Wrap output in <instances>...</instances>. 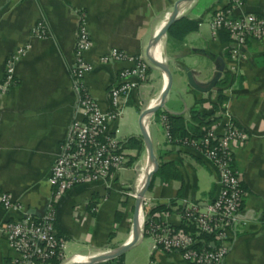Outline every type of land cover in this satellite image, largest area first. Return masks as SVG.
Returning <instances> with one entry per match:
<instances>
[{"label":"crops","instance_id":"0c3cea01","mask_svg":"<svg viewBox=\"0 0 264 264\" xmlns=\"http://www.w3.org/2000/svg\"><path fill=\"white\" fill-rule=\"evenodd\" d=\"M180 1L175 21L185 19L194 28L181 40L169 38L166 32L158 43L170 84L164 105L144 118L157 162L144 196L158 220L179 228L186 202L204 210L219 192L217 173L206 158L167 146L160 115L182 117L187 130L190 127L199 133L213 128L219 136L227 121H232L246 135L245 142L234 149L232 161L243 197L239 222L230 231V250L222 264H264V40L250 43L245 56L234 60L229 42L220 34L212 38L210 18L228 0H0V81L7 56L22 45L29 46L14 67L15 85L0 98V192L34 219L46 211L51 167L70 123L81 119L70 75L79 19L83 17L92 42L85 55L92 71L83 77L82 85L101 111L107 112L109 90L132 60L103 63L100 57L119 50L129 59L145 58L154 35ZM242 1L245 12L264 17V0ZM38 21L47 27L42 40L30 35ZM221 62L224 69L218 81L225 78L221 88L225 102L216 106V85L207 93L194 91L186 71L192 72L197 84L205 85ZM165 81L162 70L149 64L146 82L118 105L120 114L108 132L123 146V168L107 182L70 189L55 205L56 236L66 242L68 260L98 257L130 239L127 222L135 201L123 194L135 191L149 165L139 121L148 103L160 104ZM191 111L206 117L209 125H196ZM130 139L140 141L141 148L128 146ZM21 216L0 209V225ZM139 241L122 255L99 264H118V259L119 264H186L178 254L155 251L151 241L138 250ZM12 257L0 231V264Z\"/></svg>","mask_w":264,"mask_h":264},{"label":"built area","instance_id":"2783aa9c","mask_svg":"<svg viewBox=\"0 0 264 264\" xmlns=\"http://www.w3.org/2000/svg\"><path fill=\"white\" fill-rule=\"evenodd\" d=\"M243 8L242 0H228L224 7L214 11L209 21L212 38L216 39L221 32L227 35L229 54L234 60L245 56L250 43L264 40V17L245 12ZM30 35L38 40L46 38L45 23L38 21ZM91 47L92 42L81 17L76 27L74 65L70 73L81 119H74L70 123L51 167L48 179L51 195L45 213L39 219H34L7 193L0 192V209L23 215L0 225V231L13 253L6 264L75 263V260L67 259L66 242L56 236L55 205L72 188L97 181L107 182L126 163L123 146L108 132V126L120 114L119 103L126 101L132 92L146 82L150 63L146 57L129 59L119 50H112L108 56L100 57L103 63L132 60L130 67L120 70L118 83L108 93L110 110L103 112L82 85L83 77L92 71V66L85 59ZM28 50L29 46L25 44L7 56L0 81V98L15 85L14 67ZM151 108L152 104L148 103L145 110ZM143 122L146 125L144 119ZM158 122L167 146L182 153L200 154L212 164L218 176L219 192L204 210L185 201L182 224L192 226L195 234L175 229L158 220L151 214L150 200L143 196L138 210L139 240L149 238L155 251L178 254L186 264H222L230 250V231L239 222L243 197L241 182L232 168L233 151L245 142L246 135L228 120L220 136L213 128H208L199 139L177 142L169 135L163 115ZM150 169H146V174ZM141 177H145V174ZM139 181L134 192L123 196L135 201L142 188ZM206 236H211V241L206 243L202 239ZM79 259L87 263L93 257Z\"/></svg>","mask_w":264,"mask_h":264},{"label":"water","instance_id":"95a60500","mask_svg":"<svg viewBox=\"0 0 264 264\" xmlns=\"http://www.w3.org/2000/svg\"><path fill=\"white\" fill-rule=\"evenodd\" d=\"M180 4H181V1L177 3V5H176L173 13L171 14L168 22L166 23V25H164L160 29V31L153 37V39L151 40V42L148 46L147 52H146V59L149 61L150 64L155 65L162 70L164 76L166 77V81H165L164 89H163V92L161 95L160 104L156 107L145 110L142 113V115L140 117V121H139L140 137L142 138V140L145 144V147H146V150L148 153V159H149V165L148 166L151 167V170L147 173L146 178H145V182H144L142 188L140 189V191L138 192L137 199L135 200V203H134L133 215H132V221H131L132 222V235H131V237L127 243H125L121 247H118L117 249H115L109 253L95 257L87 263H73V264H99L101 262L108 261L110 259H113L115 257L122 255V253H124L126 250H128L129 247L134 245L139 240V213H138V210H139L140 199L144 196L145 192L147 191V189L150 185V182H151V178H152V176L155 173L156 168H157L156 159L154 158V156L152 154V144L149 140L147 131L145 129L143 119H144V117L151 116L152 114H154L156 111H158L164 105L167 90H168V87L170 84V73H169L168 67L164 63H162L161 61H157L153 57L151 52L158 45L160 39L165 36V34L168 31V29L170 28V26L175 22L176 16L178 15V12H179ZM223 69H224V64L221 62V65H220L219 70L216 73V75L211 79V81H209L205 85L197 84L193 78L192 72L186 71V79H187L188 85L194 91H197L199 93H207L215 87L218 79L221 76Z\"/></svg>","mask_w":264,"mask_h":264},{"label":"trees","instance_id":"16d2710c","mask_svg":"<svg viewBox=\"0 0 264 264\" xmlns=\"http://www.w3.org/2000/svg\"><path fill=\"white\" fill-rule=\"evenodd\" d=\"M193 28H194L193 24H191L187 20L179 19L170 26V28L167 31V35L169 38H176L178 40H181V38L186 33L191 31ZM220 35L224 41L227 40L229 42L228 37L224 32H221ZM182 68L184 69V71H186V69L183 66ZM224 85H225V78L218 81L216 84V87L218 88L217 93H216L217 94L216 106H221L225 102V98L222 95V90H221V88H223ZM162 115L166 118V121L168 124L169 135L174 141L181 142L185 140H188V141L196 140V139H199L204 134V132L202 133L195 132L193 128L191 129L190 127H189V130H187L186 123L182 117L172 116L166 113H163ZM190 115L194 123H196V125L197 124L200 126L209 125V122L206 121V117L199 116L196 111H191ZM128 146L139 149L141 148V142L135 139H130L128 141ZM158 209H161V208H158ZM154 211H151V214H154ZM175 229H182L185 232L195 234L194 228L188 224H182L179 228H175ZM202 239L207 243L211 241V236H206V237H203ZM119 262L120 260L118 259V264Z\"/></svg>","mask_w":264,"mask_h":264},{"label":"rangeland","instance_id":"374dc122","mask_svg":"<svg viewBox=\"0 0 264 264\" xmlns=\"http://www.w3.org/2000/svg\"><path fill=\"white\" fill-rule=\"evenodd\" d=\"M148 168H149V166H148ZM151 170V169H150ZM132 213H133V209L131 208V211H130V216H129V222H127V229H128V232L132 235ZM150 241V239L149 238H147V237H144L142 240H140L139 242H138V244L137 245H139L138 246V250H142V249H144V248H146V246L148 245V242ZM77 252H81V251H77Z\"/></svg>","mask_w":264,"mask_h":264},{"label":"bare ground","instance_id":"6f19581e","mask_svg":"<svg viewBox=\"0 0 264 264\" xmlns=\"http://www.w3.org/2000/svg\"><path fill=\"white\" fill-rule=\"evenodd\" d=\"M160 45V44H159ZM159 45H157L153 50H152V52H151V54L153 55V57L157 60V61H162L161 59H160V53H161V48H160V46ZM144 182H145V177H141L140 178V181H139V185L142 187L143 186V184H144ZM75 263H82V261L80 260V259H78V260H76L75 261Z\"/></svg>","mask_w":264,"mask_h":264}]
</instances>
